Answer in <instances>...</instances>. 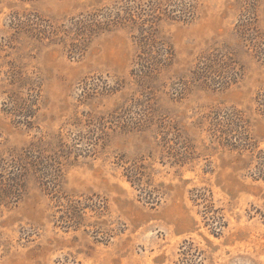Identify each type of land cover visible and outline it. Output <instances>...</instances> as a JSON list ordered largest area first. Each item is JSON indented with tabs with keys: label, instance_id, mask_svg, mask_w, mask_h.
<instances>
[{
	"label": "rangeland",
	"instance_id": "obj_1",
	"mask_svg": "<svg viewBox=\"0 0 264 264\" xmlns=\"http://www.w3.org/2000/svg\"><path fill=\"white\" fill-rule=\"evenodd\" d=\"M113 1L0 0V264H264V55L236 33L264 36V0H183L193 18L160 25L175 61L144 78L133 29L74 25ZM211 48L236 67L225 87L194 78ZM227 108L246 113L253 154L205 130ZM21 152L36 161L18 175Z\"/></svg>",
	"mask_w": 264,
	"mask_h": 264
},
{
	"label": "trees",
	"instance_id": "obj_2",
	"mask_svg": "<svg viewBox=\"0 0 264 264\" xmlns=\"http://www.w3.org/2000/svg\"><path fill=\"white\" fill-rule=\"evenodd\" d=\"M194 8V4H184L183 0H114L109 6L86 13L74 25L77 26L79 32L88 31L90 34L118 27L133 29L135 34L132 37L136 46L135 73L139 78L152 77L169 68L175 61L172 43L161 34V23L167 20L186 22L193 18ZM251 32L250 28L245 27V24H240L236 28V33L243 40L244 45L252 48L253 52L264 55V46L260 47V44L264 45V36ZM200 58L192 72L195 75V80H199L201 84L225 87L231 81L228 79L230 75L236 74V67L227 63L229 55L222 53L217 48H211ZM256 101L259 105L264 106V92L257 96ZM258 111L262 113L264 110L259 109ZM205 120V130L221 145L234 149L240 154L255 152L256 144L249 135L248 119L242 109L227 108L222 112L215 111ZM198 126L200 127V125ZM172 128L176 131L174 135L178 136L181 133L176 125H173ZM167 132L164 133L167 134ZM26 155L27 153L21 152L12 161V166L16 168L18 175H23L27 171V164L32 165L36 161L32 162L29 160L31 158ZM58 155L60 156V154ZM169 156L174 159L173 162L179 164L184 163L186 159L183 154L174 153ZM54 163L57 165L50 169V172L56 180L60 174L61 162L56 159ZM124 170L127 180L139 191V195L152 204H158V192L150 189V184L145 180L141 171L133 166H127ZM261 173L264 175V168L261 169ZM57 185V182L52 185L54 194L59 192ZM194 194L196 198H200L197 190L193 192ZM76 207L71 204L69 206L74 211L72 212L74 215L79 213V211L76 212ZM78 218L80 217L78 216L77 220ZM72 219L77 222L75 218Z\"/></svg>",
	"mask_w": 264,
	"mask_h": 264
}]
</instances>
